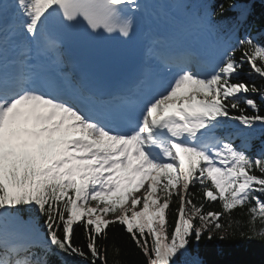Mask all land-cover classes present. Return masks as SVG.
<instances>
[{"label": "snow or ice", "instance_id": "snow-or-ice-1", "mask_svg": "<svg viewBox=\"0 0 264 264\" xmlns=\"http://www.w3.org/2000/svg\"><path fill=\"white\" fill-rule=\"evenodd\" d=\"M225 3L216 15L224 17L229 10L238 15L216 25L179 0L176 7L199 26H230L231 31L246 21L247 12L235 0ZM148 4L0 0V264H47L33 251L40 246L79 257L81 264H107L99 240L117 224L142 252L144 264H187L190 245H199L205 232L209 241L216 231L220 240L234 235L227 233L222 217L228 215L231 227L230 213L238 207H247L250 216L240 238L264 243V152L249 156L231 136L217 135L229 121L246 137L264 129L260 105L250 98L259 95L264 101V88L234 82L244 64L249 76L264 79V45L246 37L226 46L207 70L196 71L198 57L191 49L174 55L149 48L172 79L147 101L130 132L109 127L103 116L88 110L95 99L58 71L64 48L86 36L118 34L131 40L138 20L150 28L153 22L160 28L170 24L176 36L188 31L177 15L162 12L150 20ZM154 72L146 60L138 83L149 88ZM42 78L45 85L39 83ZM197 185L204 202L219 201L222 211L204 212V202L194 203L190 187ZM173 195L179 207L170 225L166 210ZM109 214L115 219L106 218ZM36 219L46 229L41 244L32 243L39 236ZM74 226L83 229V247L73 244Z\"/></svg>", "mask_w": 264, "mask_h": 264}, {"label": "trees", "instance_id": "trees-1", "mask_svg": "<svg viewBox=\"0 0 264 264\" xmlns=\"http://www.w3.org/2000/svg\"><path fill=\"white\" fill-rule=\"evenodd\" d=\"M188 5L192 6L195 2L201 0H186ZM206 5L198 12L200 17H205L206 22L210 25H216L220 20H232L237 15V11L229 10L224 17L215 14L216 9L225 0H205ZM231 2V0H229ZM235 3L247 12V19L234 30L229 28H222L218 30H209L214 35L218 42V50L228 46H236L237 41L244 38H251L259 45H264V0H235ZM225 7L227 4L225 3ZM207 14V15H206ZM243 49H239L235 58L239 60ZM259 63V62H258ZM249 65L244 64L236 77L234 82H245L249 85L255 84L257 88H264V79L258 75L249 76ZM250 98L255 99L260 105V115H264V101L260 100L259 95L250 94ZM231 114H238L233 111ZM249 114L251 111L249 110ZM241 133L239 126L236 122L229 121L228 126L218 130V136H231L235 146L245 149L249 156L255 157L256 155L264 152V129H257L251 137H246ZM258 174V173H257ZM190 191L196 193L194 203L204 202L203 193L199 190L197 185L195 188L190 187ZM158 195L160 192L158 190ZM264 199V197H261ZM205 203L204 212L208 211H222V206L219 201L215 203ZM179 205L173 195L170 207L166 210L168 213V220L170 225L174 224L175 213ZM233 221L231 227L228 226V215L222 217V223L227 229V233H234L228 240H220V231L214 233V239L209 241L206 239L207 232L204 233L199 245H190V252L184 258L187 264H264V243L259 240L241 239L240 232L247 231V224L250 216L247 215V207L241 209L237 208L230 213ZM37 227L41 234V238L36 244L46 239V229L43 226L42 219H36ZM198 224L197 220L194 221ZM256 227H261L259 221L256 222ZM75 234L73 237V244L83 247L86 245L87 240L83 233V229L74 226ZM107 237L99 240L100 245L106 249L104 256L107 264H144V257L142 252L136 247L130 235L126 233L123 227L111 225L106 230ZM226 233V234H227ZM38 255L45 257L47 264H81L79 257H70L58 253L56 249L51 248L45 250L43 246L35 247L33 249Z\"/></svg>", "mask_w": 264, "mask_h": 264}, {"label": "rangeland", "instance_id": "rangeland-1", "mask_svg": "<svg viewBox=\"0 0 264 264\" xmlns=\"http://www.w3.org/2000/svg\"><path fill=\"white\" fill-rule=\"evenodd\" d=\"M179 2L186 4L185 0H179ZM151 3L158 9H161V13H167L169 15H177L176 19L180 22H182L185 27L188 29V31L182 35V37L185 36H193L197 41L200 42H208L210 41V30L207 27H203V26H199L196 22H194L193 20L189 19V18H185L181 15L178 14V9L176 7V0H152ZM164 9V10H163ZM171 26L170 24H166ZM175 33V29L172 30V34L174 35ZM176 36V35H174ZM223 49L221 50H217L216 47H214V52L217 54L218 59L221 55V53H223ZM146 186V185H145ZM136 195H139V193H136ZM108 219H115V216L112 214H109L108 217H106ZM198 224H199V220L196 219ZM195 221V220H194ZM193 221V222H194ZM37 229V228H36ZM38 231V229H37ZM39 236H33L32 240L37 242Z\"/></svg>", "mask_w": 264, "mask_h": 264}, {"label": "bare ground", "instance_id": "bare-ground-1", "mask_svg": "<svg viewBox=\"0 0 264 264\" xmlns=\"http://www.w3.org/2000/svg\"><path fill=\"white\" fill-rule=\"evenodd\" d=\"M158 9H159V7H158ZM159 10H160V9H159ZM158 31L160 32V30H158ZM158 31H157V32H155V34H156V35H158V34H159V32H158ZM110 127H111V126H110Z\"/></svg>", "mask_w": 264, "mask_h": 264}]
</instances>
